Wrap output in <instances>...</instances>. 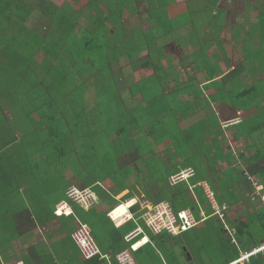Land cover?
Listing matches in <instances>:
<instances>
[{
  "label": "trees",
  "instance_id": "1",
  "mask_svg": "<svg viewBox=\"0 0 264 264\" xmlns=\"http://www.w3.org/2000/svg\"><path fill=\"white\" fill-rule=\"evenodd\" d=\"M219 1L190 0L189 12L175 15L168 8L160 7L159 0H70L64 7L52 0H0V206L6 205L9 197H14L17 202L19 188L24 184V181L18 183V179L12 176H17L18 163H23L26 156L33 157L37 151L45 153V158L55 162L51 169L61 186L60 197L65 193L67 199L68 191L73 188L82 191L92 188L99 197L97 208L103 216L96 218L91 214L96 209L85 212L81 205L70 202L76 208V215L62 223L64 228H68L73 236L76 230L74 225L80 219L88 223L98 239L101 238L100 233L98 236L99 229L111 234V251L101 249L110 256L109 260L113 264H117L115 254L126 247L131 248L135 241L126 242L122 231L115 227L108 214L113 213L115 218H120L128 212V207L134 201L128 206L119 205V201L106 195L100 184L111 179L122 192H128L130 165L144 163L150 165V176L146 178L151 181H142L140 187L148 201L168 202L176 213L190 210L198 222L201 210L206 211L209 218L200 223L207 226L206 232L201 233L196 226L179 234L196 260L200 259L197 256V240L205 238L213 243V238H218L219 234L224 240L229 219L227 216L220 219L213 214L203 185L210 188L219 207L227 204V209H230L244 202L240 198V191H245V183L249 184L252 191L255 189L254 182L264 187V163L261 162L264 159L263 150L257 152L255 158L259 162L255 164L246 161L241 166L238 159L229 160V169L223 172L226 179L214 183L209 181L205 169L197 164V151L191 146L193 140L185 139L183 135H174L175 148L167 150L171 166L161 164V168H158L155 163L159 161L156 145L172 137L163 132L167 129L166 116L158 117L167 110L163 104L167 100L165 91L170 90V94L179 95L177 71L173 69L171 61L169 67L163 62L169 56L164 47L168 43L186 41L185 45L194 46L197 52V39L193 32L197 25L194 19H197V13L207 11L209 7L216 8ZM144 2H149V12L142 14V17H149L150 29L144 28V22L129 29L127 19L138 14ZM35 9L51 24L43 34L27 25L30 18L34 17ZM215 11L223 12L218 8ZM210 23L211 28H214L218 21L214 18ZM185 25L190 27L185 35L179 36L177 29ZM37 56L42 57L41 61L37 60ZM188 57L197 62L193 54ZM121 61L127 65L125 68L120 69ZM138 63L153 68L158 82L152 87L142 84L145 104L128 109L123 102L125 91L119 94L114 78L120 77L124 69L131 75L127 69L131 71V64ZM170 76L175 78L172 82L176 84L175 88L170 87ZM133 92L136 94L139 91L133 89ZM237 92V100L248 103L249 91L236 90L235 94ZM252 94L256 92L252 91ZM250 103L257 105V102ZM247 124L246 120L232 126L238 132H235L236 137L254 136L257 126H252L253 131L245 132ZM43 130L47 135H44ZM131 132L141 136H132ZM17 133L21 134L19 138L16 137ZM9 143L12 146L5 150ZM31 147H34L32 153L28 152ZM10 150L15 153H10ZM229 156L233 157V153ZM177 158L181 160L180 163L176 161ZM141 169L146 175L148 168L142 165ZM181 169H191L194 174L185 182L171 185V176L180 173L177 171ZM70 172L79 187L69 183ZM29 182V185H33ZM259 197L262 199L256 192L255 200ZM258 204L259 201L255 202V206ZM132 210L134 219L143 221L141 206L134 205ZM252 214L250 224L243 222L235 227L236 238L242 241L243 249H254L264 243V207L261 206ZM65 215L61 210L60 216ZM71 227L73 232L70 231ZM111 230L115 233L112 234ZM224 241L234 248L233 258L241 256L238 246L231 243L233 241ZM258 258L264 264L261 255L252 256L251 262ZM87 260L93 264L108 262L100 256Z\"/></svg>",
  "mask_w": 264,
  "mask_h": 264
},
{
  "label": "crops",
  "instance_id": "2",
  "mask_svg": "<svg viewBox=\"0 0 264 264\" xmlns=\"http://www.w3.org/2000/svg\"><path fill=\"white\" fill-rule=\"evenodd\" d=\"M208 1L204 0V2ZM169 2L172 3L169 4ZM181 2L184 3V6ZM189 2L190 0H159L160 7L168 8V11H172V14L175 15H186L189 12ZM223 2L227 4L226 9H221L223 12H216L217 7H209L208 12L197 13V19H194L197 26L193 30L197 39V52L194 46H186V41L178 44L168 43L164 47L169 56L163 62L165 66H168L169 61H171L174 65L173 69L177 71L176 82H178L179 95L174 96L170 94V90L165 91L164 97L167 100L163 104L167 106V110L158 117L166 116L167 129L166 132H163L172 135V137L168 138L165 143L156 145L158 149L156 153H161L162 156L157 154L160 163L155 161L157 165L171 166L170 158H167L169 155L167 150L175 148L174 135L178 137L183 135L185 139L193 140L191 146H193V150L197 151V164L205 169L206 175L212 183L222 178L226 179L223 172L229 169V160L238 159V164H242L241 166L245 165L246 161L255 164L259 162L255 158L257 152L263 150L261 153L264 154V0H223ZM148 9L149 2H144L140 12L133 17H139V23L144 22L151 26L149 17H142V14L149 12ZM33 15L47 20L38 9L34 10ZM214 18L217 19L218 23L214 24V28H211L210 21ZM189 27L188 25L181 26L176 32L179 36H183ZM205 48H207V52ZM173 49L178 52V60L172 56L171 51ZM147 53H145L146 56ZM191 54L197 58L196 63L188 57ZM124 63V61L120 62V69L127 66ZM138 64L142 66V64ZM147 68L149 71L153 70V68ZM127 70L131 75H128L124 69L120 77L114 78V82L119 94L125 91L123 102L126 108L130 109L146 102L143 95L145 90L141 85L152 87L158 81L154 71L150 76L146 73L145 77H148L146 79L135 76L133 68L131 71L130 68ZM236 70L238 71L236 72ZM173 79L175 80L174 76L168 77L171 82L170 87L176 85L172 83L174 82ZM133 89L139 92L134 94ZM236 90H240V92L241 90L249 91L248 103L243 104L237 100L235 95L238 96L239 92L235 94ZM252 91H255L256 94H252ZM250 101L257 102V105L250 103ZM173 112L176 113L172 114ZM246 120L248 128L245 132L253 131L252 126H257L256 133L254 136L236 137V131L232 126ZM236 133L238 134V132ZM132 136L140 137L141 135L133 133ZM15 144L18 145L19 142L16 141ZM11 146L9 143L5 150ZM231 152L233 157H228ZM10 153L15 152L10 150ZM30 160L34 161L30 162ZM176 161L181 162L179 158ZM261 162L264 163V159ZM53 164L55 162L49 161L43 155L38 157L26 156L23 163H18L17 176H12L18 179V183L24 181V184L19 188L17 202H15L14 197H9L7 204L0 206V264H93L89 263L83 256L80 247L72 239L73 236L70 235L69 229L64 228L62 224L69 217L76 215V208L72 203L63 208L60 207L68 199H65V193L63 197L59 195L61 186L58 184L54 170L51 169ZM142 165L148 168L146 175L142 172ZM130 167V174L127 179V186L130 191L122 192L111 179L100 184L107 192L106 195H110L115 201H119L117 198L124 200L122 203L119 202V205L128 206L133 201L135 204L138 203L136 200L144 201L147 199L140 183L151 181V179L146 178L150 176V165L139 163L132 164ZM182 171L184 170L181 169L177 172ZM30 172L32 175H29ZM197 172L199 173L198 165ZM24 175L25 177H23ZM199 175L201 179L202 175L200 173ZM73 177V173L70 172L68 175L69 183H72L73 187H79L71 181ZM28 182L33 183L34 186L29 185ZM262 188L264 189V187ZM254 190H250L249 184L245 183V191H240V198L244 202H239L226 210V216L229 220H227L228 225L226 224L227 234L223 235L226 236L224 240L233 241L231 243L238 246L241 256L252 249L241 247L243 246L242 241L236 238V224L243 222L250 224L252 213L261 206L264 207V201L260 197L255 200L257 191ZM250 196L253 201L250 200ZM126 197H128L127 200H125ZM257 201L259 204L255 206ZM246 202L248 203L247 206H245ZM97 203H99V197L93 207L89 209L82 207L85 208V212L96 209L94 212L91 211V214L99 218L103 215L97 208ZM129 208L130 206L127 215H123L120 219L119 222L121 223H117L110 214L108 216L115 227L122 231L124 237L136 229H142V232L131 240L135 241L131 244L132 247H126L136 250L133 254L139 264H229L241 257L233 258L234 248H231L227 241L222 240L219 234L218 238H213V243L205 240V238L197 240V256L200 259L196 260L186 241L179 235H172L168 232L156 235L146 227L147 224L144 220L131 219L125 223V219L133 212ZM61 210L66 213L63 217L60 216ZM200 218V221H197V227L203 233L206 232L207 226L201 224L209 218L203 209ZM79 222L83 221L78 219L74 225L75 232L79 227ZM70 231L73 232V227ZM111 232H113L112 234L115 233L112 230ZM99 233L100 239L94 234L96 241L104 251H111L109 250L112 243L111 234L105 233L103 229L98 230V236ZM149 243L150 246L147 245ZM104 258L108 262H100L99 264H113L109 258ZM249 262L251 259L239 264H248ZM251 263L263 264L260 258Z\"/></svg>",
  "mask_w": 264,
  "mask_h": 264
},
{
  "label": "built area",
  "instance_id": "3",
  "mask_svg": "<svg viewBox=\"0 0 264 264\" xmlns=\"http://www.w3.org/2000/svg\"><path fill=\"white\" fill-rule=\"evenodd\" d=\"M193 174L194 173L191 169L184 170L176 175L171 176L170 183L173 186L180 184L182 182H185L186 179L191 177ZM254 187L258 194L262 197V200L264 201L263 188L257 182H254ZM203 188L210 200V205L214 212L213 214L218 216L220 219L226 217L227 205H222L221 207H219L214 200L210 188L206 184L203 185ZM67 199L69 201L67 200L62 203V205H60L61 208L67 206L70 202H74L89 209L97 202L98 196L91 189L82 191L78 188H73L68 191ZM138 204L141 206L140 212L142 215V219L147 224V227L150 228V230L156 235H159L164 231L172 235H179L185 231H188L189 229L196 227L198 224L197 220L195 219L193 213L190 210L184 211L182 213H176L168 202L151 203L150 201L145 200L135 203L132 206ZM132 206H130L129 209H132ZM111 217L117 223L122 218H115L113 216V213L111 214ZM134 218L135 215L131 213L129 214V217L125 219L124 222L127 223L128 221ZM141 232V228L136 229L135 231L128 234L125 239L129 242L135 236H138ZM73 239L80 247L82 254L86 259H91L96 256L107 257L110 259L109 255L103 253L88 223L79 222V227L74 233ZM260 255L264 257V244H262L260 247L254 248L251 251L244 253L239 259L229 264H239L240 262L250 260L252 256ZM115 258L117 264H139L138 260H136L130 248H125L117 252Z\"/></svg>",
  "mask_w": 264,
  "mask_h": 264
},
{
  "label": "rangeland",
  "instance_id": "4",
  "mask_svg": "<svg viewBox=\"0 0 264 264\" xmlns=\"http://www.w3.org/2000/svg\"><path fill=\"white\" fill-rule=\"evenodd\" d=\"M53 1H56L57 3H59V6L64 7L65 4L67 2H69L70 0H53ZM183 2H181V3H183ZM171 3L172 2H169V4H171ZM182 6H184V3L182 4ZM226 6H227V4H224L223 0H221L218 3L217 8L226 9L227 8ZM224 11H226V10H224ZM206 12H208V10L207 11H204L203 13H206ZM138 24H139V17H133V16H131L129 19H127V26H128L129 29H131V27H133L135 25H138ZM27 25H28V27L30 29L35 30L39 34H43L44 32H46L48 30L49 26H51V24H49V21H47L45 19H42V18H40L37 15L34 16V17L32 16L30 18L29 22L27 23ZM143 26L146 29H150V26L147 23H143ZM206 40H208V37H206ZM171 53H172V56L175 58V60H178V56H179L178 55V52L175 49H173L171 51ZM41 59H42L41 56H37V60L38 61H41ZM187 65H189V64H187ZM132 68H133L134 75L135 76H138V77H142V78H146L145 77L146 73H147L148 76H150L151 73H153V70H150L149 71V69L147 67H143V66H141L139 64H132ZM146 79H148V77ZM44 132H45V130H43V133ZM44 135H47V134L44 133ZM20 136H21V134L20 133H17V136L16 137L19 138ZM26 136H28V135H25V137ZM28 152H30V153L34 152V147H31V149H28ZM42 155L44 156L46 154L45 153L42 154L40 151H37V153L34 154V156H36V157L42 156ZM158 156H162V154L161 153H158ZM156 168H157V166H156ZM158 168H161V166L158 165ZM71 181L76 182V178H74V177L71 178ZM107 190H110V189L107 188ZM117 199L119 200L120 203H122L124 201L123 199H120V198H117ZM161 200H165V198H162ZM136 201L141 202L139 200H136Z\"/></svg>",
  "mask_w": 264,
  "mask_h": 264
},
{
  "label": "clouds",
  "instance_id": "5",
  "mask_svg": "<svg viewBox=\"0 0 264 264\" xmlns=\"http://www.w3.org/2000/svg\"><path fill=\"white\" fill-rule=\"evenodd\" d=\"M102 258V257H101Z\"/></svg>",
  "mask_w": 264,
  "mask_h": 264
}]
</instances>
